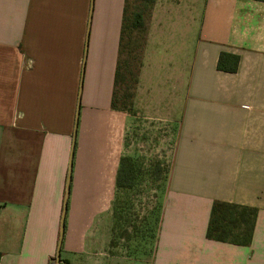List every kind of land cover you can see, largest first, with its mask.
Instances as JSON below:
<instances>
[{"label":"crops","instance_id":"crops-1","mask_svg":"<svg viewBox=\"0 0 264 264\" xmlns=\"http://www.w3.org/2000/svg\"><path fill=\"white\" fill-rule=\"evenodd\" d=\"M123 4L0 0V264H56L68 178L60 264H264V0L155 1L146 53L167 82L134 109L174 136L145 255L111 245ZM221 52L238 57L235 71L217 69ZM94 187L102 218L77 193ZM214 200L257 208L249 245L206 237Z\"/></svg>","mask_w":264,"mask_h":264},{"label":"rangeland","instance_id":"rangeland-1","mask_svg":"<svg viewBox=\"0 0 264 264\" xmlns=\"http://www.w3.org/2000/svg\"><path fill=\"white\" fill-rule=\"evenodd\" d=\"M152 15L153 7L150 15L146 18L144 31H134L130 38H128V35L126 36V41L130 43L122 53L123 61L130 58L133 60L131 61V67H133L132 71L135 76H137L136 67L140 68L135 87L129 80V74L125 75L126 80L123 84L125 87L129 85L127 86L129 92H134V111L132 113L125 112L127 124L123 137L122 155L134 159L135 167L138 170V179L130 191L121 192L115 187L111 201L113 215L111 239L113 246L125 250L130 249L137 255H145L142 253L145 251V246V249L147 248L146 253H150L151 248L154 247V237L158 227L156 219L161 214V200L166 189L173 154L174 132L168 126L167 121L163 117L151 114L153 112L134 109L135 106L138 108L137 104L139 102L144 103L147 101L142 94L144 89L151 88V85L152 88L165 86L167 82L159 76V73H151V67L155 63L150 61L151 58L146 53ZM129 50H131V54ZM155 75L158 79H153ZM194 88L195 83H193V90ZM148 97L151 105L158 98H161L160 94L148 95ZM195 97L209 99V95L206 94H195ZM179 98H183V96L178 95V101ZM93 179L90 178V181ZM90 191V195L85 190L78 191L80 201L90 198L91 205L88 216L102 218L104 217L103 212L100 210V202L103 198L102 188L94 187ZM68 205L69 203L67 207ZM145 241L146 245H143Z\"/></svg>","mask_w":264,"mask_h":264},{"label":"trees","instance_id":"trees-1","mask_svg":"<svg viewBox=\"0 0 264 264\" xmlns=\"http://www.w3.org/2000/svg\"><path fill=\"white\" fill-rule=\"evenodd\" d=\"M156 0H124L122 25L119 40L118 58L115 67L113 93L111 107L115 110L132 113L134 92H129L125 83L126 74L135 87L138 81L139 67H136V75L132 71L131 58L122 60V53L128 46L126 36L130 38L134 31L143 32L146 18ZM131 54V50H129ZM130 61V62H129ZM238 57L226 52H221L217 61V69L235 71ZM140 64V62H139ZM138 179V170L134 159L130 156H121L115 176V187L121 192L133 189ZM257 208L221 200H214L211 205L209 220L206 228L208 239L228 242L238 245H249L252 239ZM159 218L156 219V222ZM144 234V233H143ZM111 245H113L111 241ZM146 245V241L143 242ZM146 247V246H145ZM144 247V249H145ZM1 256V254H0Z\"/></svg>","mask_w":264,"mask_h":264},{"label":"water","instance_id":"water-1","mask_svg":"<svg viewBox=\"0 0 264 264\" xmlns=\"http://www.w3.org/2000/svg\"><path fill=\"white\" fill-rule=\"evenodd\" d=\"M69 192V178H68V183L66 186V195H65V200H64V205H63V212L61 216V228H60V238H59V245L57 249V254H56V264H60V244L63 236V231H64V221H65V213L67 210V196Z\"/></svg>","mask_w":264,"mask_h":264}]
</instances>
